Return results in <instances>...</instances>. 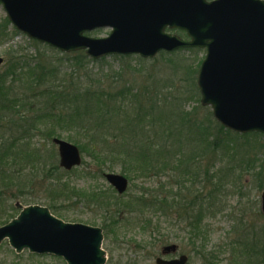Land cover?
I'll return each instance as SVG.
<instances>
[{
  "label": "rangeland",
  "instance_id": "374dc122",
  "mask_svg": "<svg viewBox=\"0 0 264 264\" xmlns=\"http://www.w3.org/2000/svg\"><path fill=\"white\" fill-rule=\"evenodd\" d=\"M111 30L110 27L98 28L85 32V35L104 38ZM167 32L187 39L184 31L178 32V29L168 28ZM80 51L87 58L77 63L74 55ZM65 55H73L74 59ZM205 55V48L195 47L180 49L173 54L160 52L153 58H144L139 54H112L94 61L95 59L86 54L85 49L62 52L30 38L10 22L0 3V82L7 85L15 79H10L14 72L24 75L29 72L25 65L29 64L34 68L37 63L44 67L40 72L48 73L56 68L61 74L72 70L77 77L81 74L80 83L77 85L80 91L92 87L98 89L91 83V76L101 71L105 80L100 83V87L105 89L123 88L127 84L141 89L142 84L152 82V77L160 78L168 82V86L163 88L164 96L168 100L175 94L182 97V105L187 111L197 108L195 113L202 122L199 130L201 132L208 125L206 119L209 118V112L219 122L212 107L201 102L202 95L197 78ZM29 74L17 85L26 80L34 81L36 77L32 74L28 76ZM52 82L55 84L58 81ZM44 89L45 85L18 89V98L22 103H30V107L16 105V108H13L16 111L0 110V125L3 126L0 135L5 130L6 135L14 141L12 152L0 161V227L18 216L20 209L16 206L17 202L25 206L48 207L55 216L66 222L101 227L104 233L103 248L107 253L105 264H158V257L171 259L181 254L188 255L187 264H228L232 259L241 263L247 257L243 252L247 247L239 245L238 241L251 242L252 238L264 240V216L260 210V196L264 189L260 187H264V175L254 176L253 172L258 168L252 170L250 167L254 158L264 156V133L247 132L259 135L239 138L238 146L241 144V148L234 150V143H229L228 137L237 138L236 134L247 133L227 128L219 122L223 128L214 129L216 132L213 149L202 161L204 168H210L211 180L203 176L199 185H205L207 188L216 186L220 182L218 178L223 177L227 166L232 167L231 175L235 173V176L230 177V181H224L220 188V197L224 200L222 211L214 218L205 219L206 238L202 241L204 249L190 243L188 231L183 230L181 226L163 230V234L170 233L169 236H174L173 241L167 244L178 245L176 252L164 256L162 249L167 244L160 243L159 234L140 230L136 227L134 218L127 219L122 212L116 211L117 204L135 196L142 185L152 186L159 179H129L131 181L127 192L118 193L104 174L114 172L127 176L122 173L117 160H125L126 165L131 166L135 165L133 158L130 159L125 153L108 154L99 145L94 146L90 141L92 133L81 128L86 120L85 116L75 114V110H67L51 93L49 98L42 99L40 93ZM188 93L191 94L187 95ZM45 100L47 101L44 102ZM28 117L35 118L32 127L31 121L26 122ZM54 137L70 141L80 148V145L85 144L82 163L69 170L60 166L58 146L53 141ZM87 141V144L84 143ZM1 150L2 148L0 152ZM125 155L127 157L124 159ZM253 162L258 164L255 160ZM173 182L175 192L178 189L179 177L174 178ZM185 202L186 199L184 204ZM117 212L118 214L114 215ZM180 212L187 218V207L182 206ZM0 264L67 263L56 255L36 254L29 250L17 253L8 239H4L0 243Z\"/></svg>",
  "mask_w": 264,
  "mask_h": 264
},
{
  "label": "water",
  "instance_id": "95a60500",
  "mask_svg": "<svg viewBox=\"0 0 264 264\" xmlns=\"http://www.w3.org/2000/svg\"><path fill=\"white\" fill-rule=\"evenodd\" d=\"M11 23L30 38L63 52L85 49L88 56L139 54L153 58L162 50L206 49L197 82L203 105L215 118L238 132L264 133V0H0ZM112 30L104 38L85 35L98 28ZM186 31L189 39L167 32ZM2 58H0V63ZM60 165L82 163L80 148L55 137ZM124 193L129 180L105 173ZM19 215L0 227L17 252L62 256L67 264H105L101 227L66 222L48 207L16 204ZM264 214V190L261 194ZM177 250L176 244L162 253ZM188 256L158 257V264H186Z\"/></svg>",
  "mask_w": 264,
  "mask_h": 264
},
{
  "label": "trees",
  "instance_id": "16d2710c",
  "mask_svg": "<svg viewBox=\"0 0 264 264\" xmlns=\"http://www.w3.org/2000/svg\"><path fill=\"white\" fill-rule=\"evenodd\" d=\"M178 32L181 31L178 30ZM73 55L65 56L69 59L75 58L77 63L87 58L82 51L76 52L74 58H72ZM17 63L20 65L19 61ZM25 67L29 72L24 75L14 72V76L10 79H15L9 85L0 82V110L16 111L13 110L16 105L23 108L26 105L30 107V103L20 101L17 90L45 85V89L40 93L42 99L49 98L48 95L51 93L67 110H75V114L85 116L86 120H83L81 128L92 133L90 141L94 146L99 145L108 154L125 153L130 156V159L133 158L135 165L131 166L126 165L125 160H117L122 173H125L129 179L134 180L139 177L159 179L152 186L142 185L135 196L126 202L118 203L116 211L122 212L127 219L134 218L136 227L140 230L159 234L161 236L159 241L162 244H167L174 238L169 236L170 233L163 234V230L181 226L183 230L188 231L189 242L197 248L204 249L205 245L202 241L206 238L205 219L214 218L222 211L224 200L220 197V188L224 181L235 176V173L231 175L232 167L227 166L223 177L218 178L220 182L216 186L207 188L205 185H199L203 176L211 180L209 179L210 168H204L202 161L213 149L216 132L214 129L223 128L213 118L212 113L209 112V118L206 119L208 125L205 130L199 132L202 122L195 113L197 108L187 111L182 105V97L175 94L168 100L163 90L168 86V82L160 78L152 77V82L142 84L141 89L129 84L123 88L105 89L100 87V83H104L105 80L101 71L91 76V83L98 89L92 87L80 91L77 85L82 75L75 76L72 69V72L61 74L56 68L49 70L48 73L40 72L44 68L40 63H37L34 68H31L29 64ZM29 73L36 77L35 80H26L17 85ZM53 80L58 82L54 84ZM171 91L167 92L171 93ZM33 119L35 118L28 117L26 120V122L31 121L30 127L34 124ZM0 129H3V126L0 125ZM59 134L62 133L59 132ZM236 135H238L237 138L228 137V142L234 143V150L241 148V144L238 146L239 138L259 134ZM0 139V148H2L0 161H2L5 155L10 154L14 149V141L6 135L5 130L1 132ZM84 143L87 144L88 141ZM80 146L82 151L85 144ZM127 155L123 158L125 159ZM254 160L258 162L257 165L253 162ZM254 160L250 164L252 170L258 168L256 172H253L254 176L264 175V156ZM176 177H179V183L178 189L174 192L173 180ZM182 206L187 207V218H184L185 215L180 212ZM117 214L118 212L114 213V215ZM238 244L247 247L245 251L243 249L247 257L241 263L232 259L228 264H264V240L252 238L251 242L238 241Z\"/></svg>",
  "mask_w": 264,
  "mask_h": 264
}]
</instances>
